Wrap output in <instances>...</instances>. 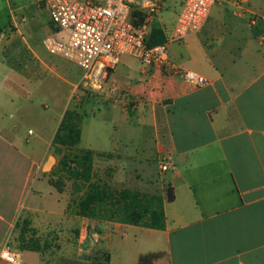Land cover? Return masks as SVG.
Segmentation results:
<instances>
[{"label":"crops","instance_id":"crops-1","mask_svg":"<svg viewBox=\"0 0 264 264\" xmlns=\"http://www.w3.org/2000/svg\"><path fill=\"white\" fill-rule=\"evenodd\" d=\"M251 14L259 16L254 24ZM263 16L264 0H219L201 30L172 47L175 62L206 78V86L145 72L135 57L124 55L103 90L86 98L95 109L89 117L98 114L107 126L85 131L81 125L77 147L110 155L94 160V170H112L111 177H101L109 184L128 183L134 175L142 181L146 170L149 179L157 173L163 199L167 188L174 195L164 205L163 230L66 213L70 199L43 171L59 123L77 95V84L62 78L71 89L43 147L36 141L40 137H24L19 125L0 124V248L27 218L40 232L60 238L49 264H139L151 254L158 257L142 264H264ZM7 39L13 41L14 33ZM34 56L38 71L49 68ZM5 62L0 61L1 75L11 71ZM24 69L29 84V66ZM0 91H5L0 105L39 112L40 100L22 82L1 81ZM165 159L171 168L161 172ZM22 259L43 264L38 252L24 250Z\"/></svg>","mask_w":264,"mask_h":264},{"label":"built area","instance_id":"built-area-1","mask_svg":"<svg viewBox=\"0 0 264 264\" xmlns=\"http://www.w3.org/2000/svg\"><path fill=\"white\" fill-rule=\"evenodd\" d=\"M37 1L47 9L52 23L44 39L46 50L73 61L84 71L75 89L78 96L101 92L124 55L135 57L145 72L158 70L167 76H178L196 88L208 84L203 76L180 67L167 46L200 31L219 0H176L179 9L162 44L147 40L148 28L168 0ZM258 18L251 14L250 23ZM159 167L166 172L171 163L161 160ZM22 254L9 240L0 248V264H23Z\"/></svg>","mask_w":264,"mask_h":264},{"label":"rangeland","instance_id":"rangeland-1","mask_svg":"<svg viewBox=\"0 0 264 264\" xmlns=\"http://www.w3.org/2000/svg\"><path fill=\"white\" fill-rule=\"evenodd\" d=\"M178 9L179 2H176V0H168L166 2L164 10L156 16L153 24L148 28L147 40L151 44H162L165 42V32H167V35L169 34ZM214 16L216 15H211V17ZM228 16L235 22L243 21L241 17L231 13ZM51 27L52 23L47 9L37 0H0V35H3L0 39V61L5 60L8 69L11 68L10 72L0 74V82H22L30 90L31 96L34 93L40 100L39 112H30V114L26 113L25 110L18 109L17 106L7 107L0 105V124L10 122L19 125V132L23 133L24 137H30L33 140L36 137H40V140L36 139L40 147H43V141L47 142L50 140L52 129L56 126L59 113L62 110L64 98L68 95L69 88L71 89L61 79L66 78L78 84L84 73L83 69L73 61L59 55L50 54L46 50L44 39ZM12 33H14L15 39L8 41L7 38ZM181 43L182 41H178L169 44L167 46L168 53L171 54L172 47L179 46ZM34 55L44 60L49 65V68L38 71ZM28 66L29 74L31 75L29 84L26 81L25 74L21 73V68H25L24 70L27 71ZM13 91H16V89ZM0 93L4 94L5 91H0ZM23 95L25 96L24 92ZM73 95L75 100L73 99L69 110L76 111L84 119L81 125L84 126L85 131L87 129H104L107 126L105 118L102 119L98 114H96L95 119L89 117L95 112V109L89 106V101L86 98H92V95H83V97L81 95L78 96V93ZM94 96L96 95L94 94ZM41 103L46 104L48 109L44 110L41 107ZM85 117L87 118L85 119ZM29 129L32 130V133L28 135L27 130ZM49 156H53L55 161L51 170L46 171L44 176L51 180L60 178L62 192L68 196L69 200L71 182L66 180L59 172L53 171L62 157L58 147L51 145L47 153V159ZM97 170L101 169L97 168L95 170L100 177L107 178L112 175V170L104 173ZM137 171L141 172L140 169H137ZM146 171L145 174L141 173L143 175L142 181L137 175H134L128 183L114 185L113 182H110V184L117 188L124 187L150 194H161L162 181L159 175L156 173L152 179H149V171ZM24 219L28 220L27 218ZM23 220L19 222L20 226L15 230L10 240L15 245L19 244ZM28 222L25 238L27 240L29 238L38 240L40 246L45 244L46 247L40 254L43 264H49L61 245L60 238L56 233L40 232L38 228L31 225L29 220Z\"/></svg>","mask_w":264,"mask_h":264},{"label":"trees","instance_id":"trees-1","mask_svg":"<svg viewBox=\"0 0 264 264\" xmlns=\"http://www.w3.org/2000/svg\"><path fill=\"white\" fill-rule=\"evenodd\" d=\"M82 117L74 110H66L52 139V146L58 147L61 159L53 171L59 172L71 182L70 200L67 214L97 221L118 222L144 228L163 230L165 228V203L174 199L171 188L166 189V198L161 194H150L129 188H117L103 180L94 170L96 157H110L91 150L79 149ZM50 184L62 192L60 178L50 180ZM28 220H23V227L16 245L22 251L41 253L45 244L38 240L25 238ZM20 223L17 224V228ZM157 254L142 256L139 264L146 259L151 262Z\"/></svg>","mask_w":264,"mask_h":264},{"label":"water","instance_id":"water-1","mask_svg":"<svg viewBox=\"0 0 264 264\" xmlns=\"http://www.w3.org/2000/svg\"><path fill=\"white\" fill-rule=\"evenodd\" d=\"M54 161H55L54 157L49 156V158L47 159V161L43 165V171L46 172L48 170H51V168L53 167Z\"/></svg>","mask_w":264,"mask_h":264}]
</instances>
